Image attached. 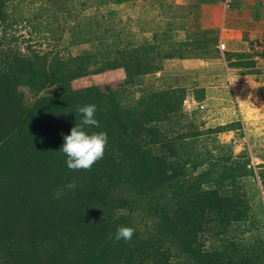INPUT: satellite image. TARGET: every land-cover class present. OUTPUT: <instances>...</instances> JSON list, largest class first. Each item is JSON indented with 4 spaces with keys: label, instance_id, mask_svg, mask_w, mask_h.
Listing matches in <instances>:
<instances>
[{
    "label": "rangeland",
    "instance_id": "obj_1",
    "mask_svg": "<svg viewBox=\"0 0 264 264\" xmlns=\"http://www.w3.org/2000/svg\"><path fill=\"white\" fill-rule=\"evenodd\" d=\"M0 4L5 18L0 25V60L11 52L31 58V68L39 69L36 81L47 80V74L58 69L68 74L80 71V56L90 53H101L98 60L109 52L120 59L124 51L135 58L145 56L143 62L150 64L152 72L133 77L119 94L124 101L144 99L146 104L159 102L160 111L165 109L163 117L168 119L162 124L163 133L176 141L163 149L164 155L171 149L166 152L165 173L173 174L168 160L177 162L185 188L174 182L165 189L164 210L171 214L181 210L182 219L194 206L208 205L199 204V198L200 203L217 202L205 198V192L239 194L250 205L247 223L252 220L254 230L234 237L264 245V99L249 80L263 79L264 36L257 41L241 36L231 40L216 1L212 5L207 0H0ZM88 27L98 31L100 38L84 41ZM173 53L186 56L167 57ZM157 66L162 69L154 71ZM95 68L90 66L93 72L88 75L81 71L82 76L73 79L75 85L128 80L123 69L103 76ZM31 75L34 79L32 70ZM19 91L25 104L32 105L56 96L59 88L49 85L37 91L22 83ZM156 92L164 98L150 96ZM136 140L151 148L158 146L150 139ZM122 212V227H131L135 233L130 242H116L119 227L111 229L109 250L100 258L101 264H154L157 260L166 264L154 245L150 215L136 213L128 220L130 210ZM176 241L168 239L164 245L171 246L173 260L182 256ZM205 244L210 249L215 242L207 237Z\"/></svg>",
    "mask_w": 264,
    "mask_h": 264
},
{
    "label": "trees",
    "instance_id": "obj_2",
    "mask_svg": "<svg viewBox=\"0 0 264 264\" xmlns=\"http://www.w3.org/2000/svg\"><path fill=\"white\" fill-rule=\"evenodd\" d=\"M4 21L0 4V25ZM90 28L82 35L86 42L99 34ZM124 52L122 59L111 52L102 53V60H98L101 53L80 56V71L54 70L42 82L36 81L39 69L31 68V58L11 52L0 60V264H101L100 258L109 250V232L123 226L122 211L127 209L132 213L128 220L136 213L150 215L154 245L166 264H178L180 258L182 264H264L263 242L246 244L234 237L254 230L252 220L247 223L250 205L239 194L205 192V198L217 202L200 203L199 198V204L208 205L194 206L183 220L181 210L175 214L164 210L165 189L174 182L185 188L177 162L168 160L173 174L165 173V156L171 149L165 155L163 149L176 141L163 133L168 118L163 117L165 109L160 111L159 102L122 100L120 88L153 70L143 62L145 56L135 58ZM175 54L167 57L186 56ZM92 64L94 72L103 76L123 69L128 80L77 87L74 80L82 76L81 71L92 73ZM161 69L157 66L154 71ZM22 83L37 91L56 85L59 93L26 105L19 91ZM150 96L164 98L159 92ZM89 104L96 106L99 127L85 130L107 133L108 143L91 170L71 171L60 152L63 137L82 119L77 107ZM141 138L153 140L150 143L157 148L137 142ZM173 196L178 203L177 195ZM207 237L215 242L210 249H206ZM174 238L182 252L175 260L171 246L164 247Z\"/></svg>",
    "mask_w": 264,
    "mask_h": 264
},
{
    "label": "clouds",
    "instance_id": "obj_3",
    "mask_svg": "<svg viewBox=\"0 0 264 264\" xmlns=\"http://www.w3.org/2000/svg\"><path fill=\"white\" fill-rule=\"evenodd\" d=\"M76 111L82 115L80 123L72 127L70 134L63 137L64 143L60 149L66 156V166L71 171L91 170L92 166L101 160L108 143L107 133L94 132L89 134L86 128H98L99 121L96 117L94 104L78 106ZM135 233L131 227L117 228L114 240L130 242Z\"/></svg>",
    "mask_w": 264,
    "mask_h": 264
},
{
    "label": "crops",
    "instance_id": "obj_4",
    "mask_svg": "<svg viewBox=\"0 0 264 264\" xmlns=\"http://www.w3.org/2000/svg\"><path fill=\"white\" fill-rule=\"evenodd\" d=\"M215 1V7L221 8L222 22L231 40L241 36L257 41L264 36V0H231L229 8L224 6V0H207L212 5ZM261 77L259 81L256 76L249 80L254 87L260 88L264 99V75Z\"/></svg>",
    "mask_w": 264,
    "mask_h": 264
},
{
    "label": "built area",
    "instance_id": "obj_5",
    "mask_svg": "<svg viewBox=\"0 0 264 264\" xmlns=\"http://www.w3.org/2000/svg\"><path fill=\"white\" fill-rule=\"evenodd\" d=\"M224 6H225L226 8H229V7L231 6V0H224ZM222 47L224 48L225 45L222 44Z\"/></svg>",
    "mask_w": 264,
    "mask_h": 264
}]
</instances>
